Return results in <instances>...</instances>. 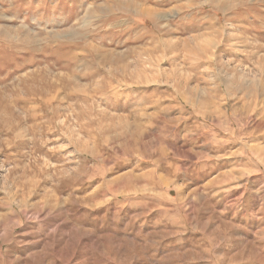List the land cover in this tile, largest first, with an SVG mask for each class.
I'll use <instances>...</instances> for the list:
<instances>
[{
    "label": "rangeland",
    "instance_id": "374dc122",
    "mask_svg": "<svg viewBox=\"0 0 264 264\" xmlns=\"http://www.w3.org/2000/svg\"><path fill=\"white\" fill-rule=\"evenodd\" d=\"M0 264H264V0H0Z\"/></svg>",
    "mask_w": 264,
    "mask_h": 264
},
{
    "label": "bare ground",
    "instance_id": "6f19581e",
    "mask_svg": "<svg viewBox=\"0 0 264 264\" xmlns=\"http://www.w3.org/2000/svg\"><path fill=\"white\" fill-rule=\"evenodd\" d=\"M220 7V6H219ZM224 8V7H223ZM155 16V15H154ZM12 36V35H11ZM10 37V36H9Z\"/></svg>",
    "mask_w": 264,
    "mask_h": 264
}]
</instances>
